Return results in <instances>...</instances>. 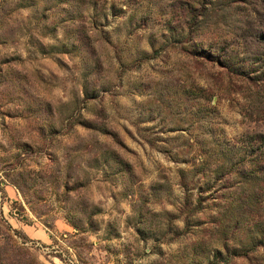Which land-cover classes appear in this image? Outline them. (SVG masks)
Segmentation results:
<instances>
[{
    "label": "rangeland",
    "instance_id": "obj_1",
    "mask_svg": "<svg viewBox=\"0 0 264 264\" xmlns=\"http://www.w3.org/2000/svg\"><path fill=\"white\" fill-rule=\"evenodd\" d=\"M0 264H264V0H0Z\"/></svg>",
    "mask_w": 264,
    "mask_h": 264
}]
</instances>
